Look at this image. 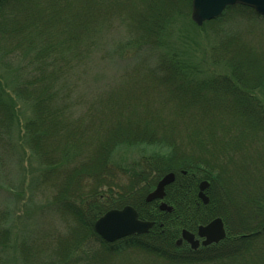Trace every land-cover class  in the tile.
Wrapping results in <instances>:
<instances>
[{"label":"trees","instance_id":"16d2710c","mask_svg":"<svg viewBox=\"0 0 264 264\" xmlns=\"http://www.w3.org/2000/svg\"><path fill=\"white\" fill-rule=\"evenodd\" d=\"M133 1L0 2V62L23 79L21 91L17 88L16 93L33 112L24 125L25 136L45 167L34 186L43 190L51 185L54 195L44 209L53 219L60 216L69 225L64 241L39 246L38 250L47 249L50 261L40 263L34 252L38 246L31 240L21 250L23 263L79 264V259L69 257L82 251L89 254L85 264H263L264 104L253 93H264V64L260 62L264 60V17L237 5L202 26L221 32L239 20L250 25L253 34H259L242 66L231 49L232 43L234 48L243 41L242 34H227L229 31L223 29L221 45L216 43L211 50L210 65L224 64L230 74L204 78L199 75V62L181 63L173 54L163 53L158 55L156 67L143 73L141 67L147 66L151 54L142 48L151 47L152 31L155 29L160 38L174 27V20L188 17L192 0L177 5H172L174 0H158L159 19L154 15L145 23L142 19L134 22L135 12L129 9L130 5L138 6ZM125 15L131 29L145 32L135 33L137 40L130 42L139 48L133 52L137 67L127 73L130 89L136 91L121 98L131 104L132 115L120 118L125 112L118 111L121 100L113 94L106 99L95 96L84 103L87 98L76 94L85 75L80 73L90 60V49L99 45L100 32L113 18ZM6 107L0 114V119L4 117L0 128L9 126L8 131L15 114ZM155 113L160 115L154 117ZM132 116L150 124L128 132ZM125 119L128 122H123ZM189 141L198 144L191 146ZM142 145L161 146L167 152L126 164L120 163L124 160L118 164L113 161L119 146ZM168 173L176 175L175 182L166 188L165 201L173 207L172 213L162 212L157 201H146ZM202 181L210 183L208 205L198 196ZM128 205L138 211L140 219L155 222V226L145 235L113 244L103 241L95 231L96 221L109 210ZM218 217L227 229L224 241L198 250L187 244L176 246L184 229L196 233L199 226ZM94 244L99 249H93ZM84 245L91 247V253ZM3 247L0 243L1 252Z\"/></svg>","mask_w":264,"mask_h":264},{"label":"rangeland","instance_id":"374dc122","mask_svg":"<svg viewBox=\"0 0 264 264\" xmlns=\"http://www.w3.org/2000/svg\"><path fill=\"white\" fill-rule=\"evenodd\" d=\"M184 1L186 2V0ZM158 2V0H134L132 3L137 4L138 7L135 9L132 8L133 5H130L129 9L130 13H132V11L135 12L134 14L136 17L134 22L137 23L139 19H142V22L145 23L146 19L152 18L154 15H157L156 19H159V13L156 12L157 7H159L157 5ZM132 3L130 2V4ZM178 3L182 4V0H174V4L172 5H177ZM119 12L128 14V11L120 10ZM191 14L192 3L189 16L184 18L179 17L174 20V27L162 34L160 38L156 37L155 29L152 31V34H154L150 35L155 37L151 40V47L144 46L142 48L145 54H147V52L151 54L147 66L141 67L143 73L145 71L150 72L151 69H154L157 65L156 61L158 60V55L163 53L173 54V58H176V60L181 63L188 62L189 64L193 63L196 65L197 62H199L200 66H202V73L199 75L204 78L208 75L230 74V69L224 64L213 63L214 67L210 65V63H212L211 50L216 47V43H218V47L221 45L220 34L223 29L229 31L227 34H242L239 35L242 37L241 40H243L239 42L240 45L238 43L234 45V48H232L234 43L231 45L233 51L232 56L235 57L236 63L242 64L243 62H247V58L252 54L249 48L252 45H257L256 42L258 43V39L256 36H259V34H253L255 30L249 31L248 28L251 27L250 25L247 27L245 22L235 20L231 22L230 25L226 24L229 26H224L221 32H217L216 29L214 31L213 27L210 28L207 26V28L206 26H197L192 20ZM212 21H210V23ZM160 22L161 21L158 23ZM110 24L111 25L100 32L98 38L100 39L99 45L96 44L90 49V60L87 66H85V70L80 73L82 74L85 72V75H83V78H80L82 83L76 95L87 98L81 103L94 100L95 96L106 99L110 94H113L117 98L116 100H121L122 97H129L136 91V88L130 89L132 86L130 82H127V73L137 67L138 60L134 58L133 52L138 51L139 48L134 44L131 45L130 42L137 40L136 34L142 35L145 31L141 29H139L141 32L136 31L134 27L131 29L130 22L126 15L123 18H113ZM229 36L230 35L224 39H228ZM125 49L126 53L124 54ZM118 51H121V58L117 55ZM132 55L133 57L130 58ZM124 59L130 60L125 61ZM1 62L0 114L5 113L3 112V106H8V108L11 109L10 113L13 112L15 114V120L10 130L7 129L8 131H5L9 126L0 128V243L4 245L3 251H0V264H3V262H8L7 264H24L21 250L25 246L26 241L31 240H34L35 244L38 246V248L34 249V252L36 256L38 255L40 263L48 262L52 259L50 258L51 255H49L47 249L38 250L39 246L43 244L55 246L58 242L64 241L68 236L67 227L69 225L60 216L53 219L48 214L47 210L44 209L54 195V190L51 185L47 184L43 186V190L34 186L37 184L38 179H41L45 167L42 166L39 157L35 155L30 148L25 136L26 132L24 130V125L29 118H32V107L26 101L20 99L16 93L17 88H20L21 91L22 87H20V82L23 79L17 76L15 70H12V68H9L11 69L9 70ZM260 62L264 64L263 59H260ZM14 66L17 68L18 65ZM263 73L264 68L261 71V74ZM134 75L136 76L137 73H134ZM140 90L142 89H139V91ZM253 94L264 104V93H262V91L256 90ZM124 100L118 103V111L124 110L125 112L120 115V118L132 115L131 104L127 100L124 102ZM142 103L148 104V102ZM85 106H87V104ZM83 109L84 106H82L80 110L82 111ZM157 109L160 108L157 107ZM152 110H154L153 112H161L155 109ZM138 115L139 114L136 116ZM158 115H160V113H155L154 117ZM136 116L129 118L132 128H126L128 132L133 128L142 129V126L150 124V122H143L142 119L137 120ZM148 116L149 115H146L144 118H148ZM1 118L0 124L4 121V117ZM154 120L156 119L154 118ZM123 122L126 123L128 120L125 119ZM8 123H10V121ZM124 126L127 127L126 125ZM157 131L160 130L158 129ZM188 143L191 144V146L198 144H193L192 141ZM179 151L183 152L182 150ZM165 152H167V149L161 146H119L113 154V161L117 163L124 160L120 163L126 164L140 157L165 154ZM176 153L179 154L178 150H176ZM164 200H166V197ZM34 237H37V240ZM4 241L5 243H2ZM84 243H82V245ZM94 246L93 249L95 250L100 247L98 244H94ZM84 248L88 249L91 253V247L87 248L84 245ZM88 256L89 254H85L81 251L74 254L72 253L69 259L73 257L74 260H80L79 264H85L88 260ZM69 259L67 258L68 261ZM110 264H117V261H112Z\"/></svg>","mask_w":264,"mask_h":264},{"label":"water","instance_id":"95a60500","mask_svg":"<svg viewBox=\"0 0 264 264\" xmlns=\"http://www.w3.org/2000/svg\"><path fill=\"white\" fill-rule=\"evenodd\" d=\"M1 2V0H0ZM241 5L252 8L258 14L264 16V0H192L191 18L198 26L219 18L228 7ZM175 174L166 175L157 185L156 189L147 196V202L164 200L167 186L175 181ZM210 187L209 182L204 181L200 185L199 197L204 204H209V198L205 191ZM160 210L172 212L173 208L164 202L160 204ZM154 222L143 221L139 218L137 210L132 206L122 209H113L99 218L95 225L96 233L106 242L113 243L133 235H143L150 232ZM227 231L222 218H216L205 226L198 228L197 234L183 230L182 237L177 245L181 246L186 241L194 250L201 245L204 247L218 244L225 240Z\"/></svg>","mask_w":264,"mask_h":264},{"label":"bare ground","instance_id":"6f19581e","mask_svg":"<svg viewBox=\"0 0 264 264\" xmlns=\"http://www.w3.org/2000/svg\"><path fill=\"white\" fill-rule=\"evenodd\" d=\"M148 203H151V202H148Z\"/></svg>","mask_w":264,"mask_h":264}]
</instances>
